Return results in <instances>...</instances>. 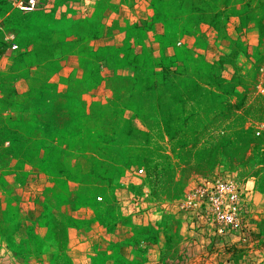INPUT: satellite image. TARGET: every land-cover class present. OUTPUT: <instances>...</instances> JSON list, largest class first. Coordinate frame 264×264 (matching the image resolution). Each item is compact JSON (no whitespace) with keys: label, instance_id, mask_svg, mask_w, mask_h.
I'll list each match as a JSON object with an SVG mask.
<instances>
[{"label":"rangeland","instance_id":"1","mask_svg":"<svg viewBox=\"0 0 264 264\" xmlns=\"http://www.w3.org/2000/svg\"><path fill=\"white\" fill-rule=\"evenodd\" d=\"M29 5L0 0V264H264V0ZM216 173L254 186L241 235L173 213Z\"/></svg>","mask_w":264,"mask_h":264},{"label":"built area","instance_id":"2","mask_svg":"<svg viewBox=\"0 0 264 264\" xmlns=\"http://www.w3.org/2000/svg\"><path fill=\"white\" fill-rule=\"evenodd\" d=\"M13 5L26 9L35 6L37 0H10ZM9 49L19 48L15 34L10 33ZM1 67V62H0ZM261 70H264L262 67ZM264 74L260 75L258 95L264 98ZM264 106V104H263ZM258 135L264 134V117L252 124ZM254 186L242 182L230 174L216 173L211 177L194 180L185 194L173 204V213L179 215L188 229H198L217 236L241 235L250 226L245 217L254 195Z\"/></svg>","mask_w":264,"mask_h":264},{"label":"trees","instance_id":"3","mask_svg":"<svg viewBox=\"0 0 264 264\" xmlns=\"http://www.w3.org/2000/svg\"><path fill=\"white\" fill-rule=\"evenodd\" d=\"M134 29H136V30L139 29L140 30V29H142V27L141 26H135ZM164 36L166 37V35H164ZM170 37H174V35L173 36L170 35Z\"/></svg>","mask_w":264,"mask_h":264}]
</instances>
